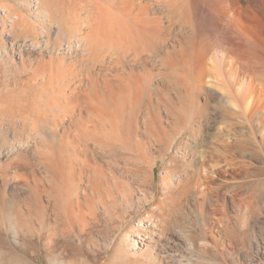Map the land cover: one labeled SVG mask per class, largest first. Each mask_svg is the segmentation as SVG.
Returning a JSON list of instances; mask_svg holds the SVG:
<instances>
[{
	"label": "bare ground",
	"instance_id": "bare-ground-1",
	"mask_svg": "<svg viewBox=\"0 0 264 264\" xmlns=\"http://www.w3.org/2000/svg\"><path fill=\"white\" fill-rule=\"evenodd\" d=\"M31 1V13L43 32H38L36 23L22 11L10 6L2 9L4 18L11 20L12 34L8 32L7 46L0 47V56L8 59L15 55L21 59L25 55L26 62L13 70L7 63L6 69L0 64V76L9 75L0 100L8 101V86H16L34 106L24 110L27 118L20 123L24 137L19 131H12L17 142L6 151L0 149V170L14 169L10 177L19 179V169H30L25 156L34 147L31 146L38 140L51 145L54 142L52 155H47L42 163L44 176L37 178L31 172L29 179L42 204L50 193L62 197V202L66 200L67 215L80 228L79 235V217L85 216V206L93 204L105 209L107 203L120 202L131 208L135 199L139 204L149 201L148 191H141L144 182H134L140 188L138 194L134 193L130 184L120 181L113 166L100 157L111 159L120 150L139 168L145 161L155 164L164 158L181 132L189 133L190 143L200 146L207 139L212 121L218 116L225 119L228 107L223 111L212 105L213 93L206 86L208 82H204L208 68L215 66L211 69L215 73H209L219 76V59L223 60L220 68L228 73L231 90L240 99L241 113L247 121L264 128V59L260 54L264 53V26L244 25L251 18L245 12L246 19L241 17L243 25L239 16V23L234 20L242 8L251 11L250 4L264 5V0H70L68 11L63 0ZM221 32L226 34L218 35ZM211 35L217 36L216 42L220 39L227 53L215 55L214 61L209 54L216 45L210 43L208 50L206 43ZM184 95L193 100L189 102L192 107L187 109V118L180 106ZM172 96L178 101L174 102ZM9 124L1 127L3 141L12 126ZM261 137L264 144V133ZM188 152L184 158H188ZM13 155L18 157L14 162ZM193 155L184 164L183 177L177 175L183 197L192 192L190 187L193 190L205 185L204 181L197 183L194 165L198 164L191 165L196 160ZM166 173L168 180L170 173ZM0 174L5 176L3 171ZM167 180L164 188L170 189ZM204 189L201 193L207 197L211 213L217 214L214 192L205 186ZM196 204L207 225L210 213L204 212L198 201ZM153 219L147 218L144 223L140 220L139 224L145 229ZM139 228L137 234L142 231ZM181 236L177 230L171 235L164 233L153 242L146 235L138 242L139 252L146 264H174L176 242ZM48 242L52 243L51 237ZM126 243L137 246L129 236Z\"/></svg>",
	"mask_w": 264,
	"mask_h": 264
},
{
	"label": "rangeland",
	"instance_id": "rangeland-1",
	"mask_svg": "<svg viewBox=\"0 0 264 264\" xmlns=\"http://www.w3.org/2000/svg\"><path fill=\"white\" fill-rule=\"evenodd\" d=\"M63 1L65 9L68 8L70 0ZM245 3L248 5L250 2ZM252 4L249 5L251 11L242 8L243 16L239 12L235 15L246 19L249 13L248 17L251 15V18L245 21L241 18L240 24L244 21V25L256 23L263 27L264 5L261 2ZM32 5L31 0H0V42L2 41L0 47L7 46V43L5 45L7 35L8 32L11 33L9 26L11 20L4 18L2 10L4 6V8L10 6L15 11H22L36 23L38 32H43L41 25L37 24L34 18L35 15L31 13ZM239 17L234 20L238 22ZM260 23H263L262 26ZM231 27L235 26L231 24ZM222 33L225 32L218 35ZM55 35L53 36L56 37ZM230 37H232L231 32ZM216 38L217 36L211 35L209 42L206 39L208 50L210 43L216 45L209 54L212 61L215 55L227 54L224 49L226 47L220 43V39L216 42ZM260 54L264 59V53ZM20 57L22 62L15 55L8 59L0 56V64L4 68L5 63L11 65V70L20 69L26 62V56ZM212 61H208L209 64ZM218 62L216 65L220 73L216 72V74L218 73L219 76L214 75L216 70H211L215 66L208 68L207 71L214 73L206 72L204 82L205 85L208 82L206 86L213 93L212 105L223 111L227 107L229 110L225 119L218 116L212 121L211 130H208V133L212 135L206 136L207 139L203 142L206 143L205 145L202 143L200 146H194L190 143L191 135L181 132L179 137L177 136V142L170 145L164 158L157 159L155 164L152 163L153 165L145 161L139 168L120 150L111 159L100 157L103 162L113 166L116 177L130 184L134 193L138 194L140 189L134 182L140 185L144 182L145 184L141 185V191H148L149 201L146 203L139 204L135 199L131 208L121 205L120 202L116 205L107 203L105 209L93 204L90 207L85 206L83 207L85 216L79 217L82 220V234L79 235L80 228L67 215L66 200L62 202V197H56V194L50 193L45 196V202L42 204L38 200L34 182L29 179L31 172H34L37 178L40 174L44 176V172H41L44 171L42 163L47 155L49 157L52 155L54 142L53 146L47 141L38 140L31 146H34L33 148L30 147L29 154L25 156V162L30 165V169H19L16 173V176L22 174L19 179L10 177L14 169L0 170L5 174V176L0 174L2 176L0 178V264H146L145 257L139 252L138 242L146 235L155 242L159 239L158 236L164 233L171 235L177 230L181 231L182 236L176 242L174 256L177 259L175 258L174 264H264V144L261 143L264 128L247 121L241 113L240 99L230 88L228 73L225 72V68H220L223 60L219 59ZM7 79L9 80V75L8 77L0 76V91H5L7 88L8 82L5 81ZM8 88H10V98L8 101L0 100V130L7 128L9 123L12 126H9L7 131V140L0 139L2 151H6V148L12 147L15 143L16 140L13 139L15 137L12 135L15 130L20 132V137H24L21 130L23 126L20 124L27 118L24 110L34 106L32 103L29 104L25 92L20 93L21 88L19 90L15 89L16 86L12 88L8 86ZM3 95L1 94V98ZM184 97L180 106L187 118V109L191 110L190 104L193 100L192 96L184 95ZM172 98L174 102L178 101V98L174 96ZM229 100L235 106L232 109L229 108L232 105ZM227 104L230 105L227 106ZM184 122H187L186 119ZM174 136L172 135V138ZM185 140L190 144L186 145ZM11 141L12 143H9ZM187 151L190 157L194 153L193 157L196 159L191 165L198 164L194 165L197 183L204 181V186L214 192V207L219 210L217 214L211 213L207 197L201 193L203 190L206 191L204 186L199 185L193 190L190 187L189 191L192 192L186 197L182 196L181 188L177 186V175L183 177L181 173L185 170L184 164L190 161L189 156L183 157ZM13 158L14 160L11 158L12 162L18 159L16 155H13ZM166 172L170 173L168 180ZM24 175L28 178H23ZM164 180L168 181L170 189L164 188ZM197 201L202 205L201 209L204 212L208 210L210 213L211 220L209 222L204 220L207 225L198 213ZM147 218H154L155 221L152 220L154 225L144 229L139 221L143 220L144 223ZM137 228L142 230L140 234H137ZM49 236L52 239L51 244L48 242ZM127 236L130 237L131 242L135 241L137 246L128 245ZM179 257H181V263L178 262Z\"/></svg>",
	"mask_w": 264,
	"mask_h": 264
}]
</instances>
